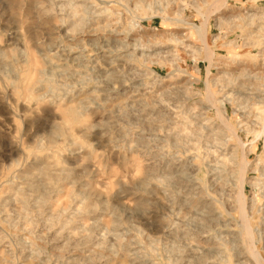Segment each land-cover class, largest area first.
<instances>
[{
  "label": "rangeland",
  "instance_id": "374dc122",
  "mask_svg": "<svg viewBox=\"0 0 264 264\" xmlns=\"http://www.w3.org/2000/svg\"><path fill=\"white\" fill-rule=\"evenodd\" d=\"M0 264H264V0H0Z\"/></svg>",
  "mask_w": 264,
  "mask_h": 264
},
{
  "label": "bare ground",
  "instance_id": "6f19581e",
  "mask_svg": "<svg viewBox=\"0 0 264 264\" xmlns=\"http://www.w3.org/2000/svg\"><path fill=\"white\" fill-rule=\"evenodd\" d=\"M240 183H241V182H240ZM242 208H243V207H242ZM238 211H239V210H238ZM241 214H242V213H241ZM240 217H241V216H240ZM240 217H239V218H240ZM243 220H244V218H243ZM242 224H243V223H242ZM240 225H241V224H240ZM243 225H244V224H243ZM246 227H247V226H246ZM243 228H244V226H243ZM243 230H245V229H243ZM245 234H246V233H245Z\"/></svg>",
  "mask_w": 264,
  "mask_h": 264
}]
</instances>
